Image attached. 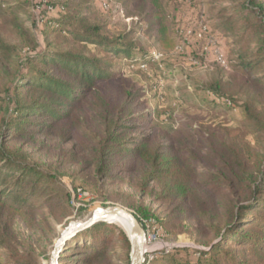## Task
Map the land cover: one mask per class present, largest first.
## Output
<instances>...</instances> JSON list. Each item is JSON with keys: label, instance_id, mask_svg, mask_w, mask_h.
I'll return each mask as SVG.
<instances>
[{"label": "rangeland", "instance_id": "1", "mask_svg": "<svg viewBox=\"0 0 264 264\" xmlns=\"http://www.w3.org/2000/svg\"><path fill=\"white\" fill-rule=\"evenodd\" d=\"M45 1L66 7L65 14L50 16L60 17L69 29L71 26L80 29L84 23L96 27L102 35L123 38L133 49L163 55L155 60L160 68L151 65L147 70L131 71L119 60L113 64L114 71L120 72L137 91L134 102L137 115L150 114L148 123L144 122L125 137H149L156 146L171 147L173 156L186 153L187 163L196 171L210 173L219 171L214 168L213 157L223 145L237 142L244 147L243 142L254 150L248 157L249 169L253 177H259V166L255 165L264 159V134H247L244 105L248 101L257 102L264 111V10L260 12L249 4L254 1L264 7V0H156L157 5L154 0H111L108 11L102 8V0ZM155 12L163 16L164 32L159 31L153 17ZM36 15L32 0H0V36L15 48L10 58L0 53V135L12 106L8 98L23 72L19 71L26 48L39 53L79 47L95 50L92 44L72 41L71 35L36 26ZM18 24L30 32L20 31ZM204 27L208 30L202 39L193 37L185 42L186 33H200ZM210 41H216L224 52L228 68L220 66L206 51ZM174 43L176 48L169 51ZM211 92L232 99L234 107L218 103ZM235 130L239 132L233 134ZM13 145L22 147L31 163L54 176L52 190L45 197L51 193L57 199L67 196L71 214L60 218L62 210L46 203L43 209L28 210L24 216L4 220L0 227L13 252L0 243V264H49L60 232L71 221L84 220L99 207H125L135 214L147 212L157 217L163 231L158 241L148 243V249L153 251L148 254L152 259L157 253L174 248L203 250L219 242L215 228L190 217L188 212L193 208L189 201L181 206L184 214L175 220L176 229H183V233L176 236L167 232L166 221L176 204L162 199L165 195L162 184L152 183L149 187L155 193L145 194L139 189L142 181L136 171L116 178L101 177L95 160L76 139H64L47 131L36 134L32 143ZM261 182L264 187V174ZM77 190L81 196L73 205L71 198ZM259 197L264 198V193ZM53 209L59 218L52 214ZM114 226L119 227L115 223ZM120 231L126 234L119 227L117 236L106 244L105 255L96 264H130V253L119 239ZM15 251L23 254L22 263L14 258ZM107 254L111 260L106 258ZM86 255V250L70 249L61 264H95L91 258L84 261ZM187 257L193 263L197 260L195 253L187 252Z\"/></svg>", "mask_w": 264, "mask_h": 264}, {"label": "trees", "instance_id": "2", "mask_svg": "<svg viewBox=\"0 0 264 264\" xmlns=\"http://www.w3.org/2000/svg\"><path fill=\"white\" fill-rule=\"evenodd\" d=\"M153 2L157 5L156 0ZM251 3L263 12L262 4L249 1ZM62 7L65 11L61 15L66 13V7ZM153 17L159 31L164 32L163 16L155 12ZM34 18L35 25L39 26L36 16ZM80 26L77 30L72 26L69 29L60 17L44 15V23L39 27L71 35L72 41L92 44L95 50L87 47L55 53L24 50L26 56L19 71L24 73L8 98L12 106L4 118L0 135V225L4 220L24 216L28 210L43 209L46 203L62 210L60 218L70 216L67 196L57 199L51 193L45 197L52 190L54 176L31 163L22 147L13 145L14 142L32 143L36 134L52 131L85 146L103 178L136 171L141 175L139 189L145 194H153L149 187L152 183L162 184L165 193L162 199L176 204L166 221L167 232L176 236L183 233V229H176L175 220L179 214H184L181 206L187 201L193 208L188 212L190 217L218 232L219 242L206 249L174 248L168 253H157L150 261L147 257V264H264V198L259 197L264 193L261 186L264 159L255 165L259 166V177H253L248 157L254 150L246 143L242 142L244 147H241L234 142L232 146L223 145L214 155L217 173L198 172L187 163L186 153L173 156L171 147L156 146L149 137H125L144 122L148 123L150 114L137 115L134 105L137 91L120 72L114 71L113 64L119 60L131 71L141 70V65L158 68L160 65L155 64L151 52L133 49L123 38L102 35L99 29L84 23ZM17 28L30 32L20 24ZM66 43H69L67 39ZM175 48L176 43L169 51ZM14 52L15 48L0 36V53L10 58ZM211 93L218 103L234 107L232 99ZM244 109L247 134H264V111L258 108L257 102H246ZM238 132L232 131L233 134ZM51 212L59 216L56 210ZM136 215L142 224L149 219L160 222L147 212ZM118 228L114 224H99L82 232L68 243L61 260L70 249L86 250L88 256L83 260L91 258L96 264V260L105 255L106 244L117 236ZM119 239L131 256L128 236L120 231ZM82 242L88 243L82 245ZM0 243L13 252L1 227ZM187 252L196 254L194 263L188 259ZM14 258L18 263L24 261L23 254L16 251ZM106 258L111 260L109 254Z\"/></svg>", "mask_w": 264, "mask_h": 264}, {"label": "water", "instance_id": "3", "mask_svg": "<svg viewBox=\"0 0 264 264\" xmlns=\"http://www.w3.org/2000/svg\"><path fill=\"white\" fill-rule=\"evenodd\" d=\"M119 219H124L130 225V233H126L131 243L130 264H146L148 253L146 230L137 215L125 207H99L86 219L71 221L56 239L50 254L49 264H61L62 255L68 243L82 232L99 224H114Z\"/></svg>", "mask_w": 264, "mask_h": 264}, {"label": "built area", "instance_id": "4", "mask_svg": "<svg viewBox=\"0 0 264 264\" xmlns=\"http://www.w3.org/2000/svg\"><path fill=\"white\" fill-rule=\"evenodd\" d=\"M32 2L33 4H35L36 13H37L36 20L39 26H41L44 23V15H52V14L56 15V14H61L65 11L64 7L49 4L45 0H32ZM101 5L104 10H107V11L111 10V0H102ZM207 30L208 29L204 27L203 31H201L200 33H194V34L191 31H189L185 35L186 36L185 42L189 41V39H192L193 37L194 38L196 37L197 39H202L204 36V33ZM209 45L210 46L207 47L206 51L209 50V52L214 56L216 62L220 66H222L223 68H228L229 66L228 59L226 55L224 54V52L221 51V49L219 48L216 41H210ZM153 56H154V60H160L163 55L154 53ZM140 68L142 70H147L148 66L141 65ZM79 192L80 190H77L76 193H74L73 195V199H72L73 205H75V201L79 199V197L81 196ZM142 225L147 233L146 249L148 252L147 257H148V260L150 261L152 260V257H150L148 254L152 253L153 251L148 249V243H152L153 241L155 242L158 241L161 231L163 230H162V227L158 226L157 221L155 219L146 220L144 221ZM168 252L170 251L167 250L165 253H168Z\"/></svg>", "mask_w": 264, "mask_h": 264}, {"label": "bare ground", "instance_id": "5", "mask_svg": "<svg viewBox=\"0 0 264 264\" xmlns=\"http://www.w3.org/2000/svg\"><path fill=\"white\" fill-rule=\"evenodd\" d=\"M116 225H118L119 227H121L127 234L130 233V225L127 221H125L124 219H119L115 222Z\"/></svg>", "mask_w": 264, "mask_h": 264}]
</instances>
